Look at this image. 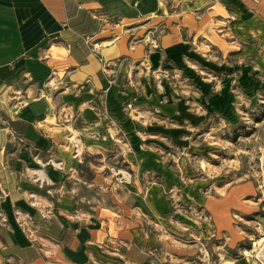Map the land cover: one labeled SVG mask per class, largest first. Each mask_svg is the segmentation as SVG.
<instances>
[{
  "label": "rangeland",
  "instance_id": "rangeland-1",
  "mask_svg": "<svg viewBox=\"0 0 264 264\" xmlns=\"http://www.w3.org/2000/svg\"><path fill=\"white\" fill-rule=\"evenodd\" d=\"M171 14L147 32L143 64L111 73L120 118L104 105L114 133L95 140L116 147L61 146L54 196L86 217L93 264H264V0H180ZM21 224L33 246L48 237Z\"/></svg>",
  "mask_w": 264,
  "mask_h": 264
},
{
  "label": "crops",
  "instance_id": "crops-1",
  "mask_svg": "<svg viewBox=\"0 0 264 264\" xmlns=\"http://www.w3.org/2000/svg\"><path fill=\"white\" fill-rule=\"evenodd\" d=\"M179 4L0 0V187L6 193L0 197V264H37L46 258L54 264H93V241L77 235L86 217L79 210L75 214L71 195L54 196L60 188L53 177L58 170L48 160L65 152L63 145L74 155L116 147L95 140L114 133L100 116L104 105L113 124L120 118L123 98L112 86L111 73L126 63L143 64L147 32L167 23ZM171 36L162 35L159 43L171 48ZM47 137L54 143L48 147ZM48 212L47 226L41 215ZM33 219L42 222L48 236L37 246L20 231L21 222Z\"/></svg>",
  "mask_w": 264,
  "mask_h": 264
}]
</instances>
